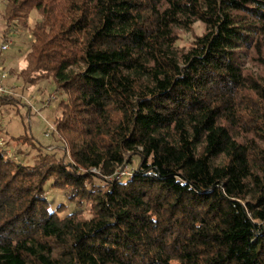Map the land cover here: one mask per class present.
<instances>
[{
    "label": "trees",
    "instance_id": "1",
    "mask_svg": "<svg viewBox=\"0 0 264 264\" xmlns=\"http://www.w3.org/2000/svg\"><path fill=\"white\" fill-rule=\"evenodd\" d=\"M4 1L18 76L66 98L61 150L0 145V264H264V0ZM49 180L87 216L49 210Z\"/></svg>",
    "mask_w": 264,
    "mask_h": 264
},
{
    "label": "rangeland",
    "instance_id": "2",
    "mask_svg": "<svg viewBox=\"0 0 264 264\" xmlns=\"http://www.w3.org/2000/svg\"><path fill=\"white\" fill-rule=\"evenodd\" d=\"M4 8L5 1L0 0V45L5 42L9 44V48L2 54L3 67L8 72L6 84L13 89L15 102L11 104L0 102V137L3 143L8 141L11 154L15 151L14 146L17 144V147L22 150V153L18 154L19 160L28 163L38 153V148H34L29 143H19L24 138L23 136L18 137L20 135L30 136L33 143L42 150L47 148L49 151H56L64 147L54 133V120L60 112L59 103L66 96L56 88L55 81L51 77L48 80L26 85L18 76L19 70L25 65V54L28 52L33 38L31 32L21 26L18 20L9 21L11 29H8L9 26H6V21L1 17ZM39 19L37 11L31 10L28 17L29 25ZM202 32L203 25L200 22H196L191 30H178L177 45H190L193 35H199ZM245 67L254 76H264V67L256 61L251 60L245 64ZM57 154L61 155L62 153L58 151ZM44 188L49 210L57 209L59 215L63 216L77 208L87 216L85 206L83 205L79 209L76 200L67 199L64 189L51 186V180L47 181ZM60 204L65 206L57 208ZM173 264H177V262L173 261Z\"/></svg>",
    "mask_w": 264,
    "mask_h": 264
},
{
    "label": "built area",
    "instance_id": "3",
    "mask_svg": "<svg viewBox=\"0 0 264 264\" xmlns=\"http://www.w3.org/2000/svg\"><path fill=\"white\" fill-rule=\"evenodd\" d=\"M8 48H9V44L7 42L2 43L0 45V95L9 96V95H14V93H13V89L6 84V80L8 79V72L3 67V59H2L3 52L6 51ZM1 144H3V142L0 137V145ZM123 173H126V171L122 172L121 174Z\"/></svg>",
    "mask_w": 264,
    "mask_h": 264
}]
</instances>
